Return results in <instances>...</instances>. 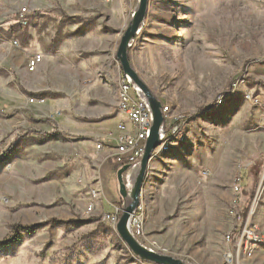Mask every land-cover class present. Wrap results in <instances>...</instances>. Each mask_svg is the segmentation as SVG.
I'll return each instance as SVG.
<instances>
[{
    "label": "rangeland",
    "instance_id": "rangeland-1",
    "mask_svg": "<svg viewBox=\"0 0 264 264\" xmlns=\"http://www.w3.org/2000/svg\"><path fill=\"white\" fill-rule=\"evenodd\" d=\"M138 4L0 0V242L14 226L27 228L16 244L0 247V264H146L105 220H119L130 203L117 175L101 188L100 165L112 160L97 154L94 136L75 130L116 110L117 48ZM24 8L26 27L17 21ZM97 26L111 35V63L96 39L78 40ZM33 55L43 60L31 72ZM129 57L162 105L185 117L188 135L181 157L151 161L143 227L132 232L157 253L220 264L235 227L238 179L240 214L264 236V0H149ZM93 187L100 196L89 212ZM235 264H264V241Z\"/></svg>",
    "mask_w": 264,
    "mask_h": 264
},
{
    "label": "built area",
    "instance_id": "built-area-1",
    "mask_svg": "<svg viewBox=\"0 0 264 264\" xmlns=\"http://www.w3.org/2000/svg\"><path fill=\"white\" fill-rule=\"evenodd\" d=\"M111 0H108V2ZM18 23L23 27L29 25L28 11L26 8L21 9L18 15ZM41 55H33L28 60V69L34 72L42 62ZM118 112L123 117L119 122L116 130L108 136H97L94 138L95 149L98 153H108L112 163L117 168L122 169L129 166V170L124 175L126 184L133 180L132 174L137 172L140 161L145 151L146 142L150 135L153 124V118L150 106L134 82L127 76L122 75L118 83ZM31 104H44L43 99H30ZM164 116V125L160 133V144L153 152V159L168 153L171 148L185 145L188 141L186 136L185 117L175 118L168 107L162 108ZM234 192L238 197L234 200L230 216L234 218L235 227L233 232L226 237L229 249L223 256L220 264H235L238 257L244 254L246 257L253 255L254 249L262 244L264 236L259 228L249 222L240 214L244 200L241 198L242 186L238 179L234 185ZM92 202L89 205V212L96 208L97 198L100 196V189L93 187L89 192ZM143 207L140 203L137 211L131 219V229L136 228L138 231L143 227ZM249 215L253 214V208L249 210ZM107 222L116 225L118 223V214L109 215L105 219Z\"/></svg>",
    "mask_w": 264,
    "mask_h": 264
},
{
    "label": "water",
    "instance_id": "water-1",
    "mask_svg": "<svg viewBox=\"0 0 264 264\" xmlns=\"http://www.w3.org/2000/svg\"><path fill=\"white\" fill-rule=\"evenodd\" d=\"M149 0H139L138 8L132 16V20L126 31L122 35L116 53L124 76L129 77L145 96L152 113L153 124L150 130L149 138L135 180L129 185L124 180V175L129 170V166H124L117 171V180L119 193L123 200H130V203L124 208L116 224V232L122 242L127 246L133 256L146 264H188L181 259L172 256L157 253L142 245L134 236L131 229L132 216L137 211L141 203V192L146 182L149 165L153 159V152L160 144V133L164 125V116L162 112V103L154 96L146 84L141 80L137 72L131 65L129 50L132 47L135 37L140 33L146 20Z\"/></svg>",
    "mask_w": 264,
    "mask_h": 264
},
{
    "label": "crops",
    "instance_id": "crops-1",
    "mask_svg": "<svg viewBox=\"0 0 264 264\" xmlns=\"http://www.w3.org/2000/svg\"><path fill=\"white\" fill-rule=\"evenodd\" d=\"M28 16H30L29 13H28ZM96 29H97V31H95V30L93 31V29H92L91 31L87 32L85 35L79 36L78 40H81V39L91 40L92 38L96 39L95 41H96V44H99L100 53L104 55V58L108 57V61L111 63V61H110V59L112 58L111 57V53H112V39H111V35L110 34L107 35L106 32L101 33L102 31H100L99 26H97ZM107 40H108V43H107ZM81 47L83 49H85V51H89L90 50V49L87 48V46H84V44H82ZM86 48H87V50H86ZM107 53H108V56H107ZM105 66H106V64H105ZM108 69L111 70V64L108 66ZM122 75H123V73H122V69H121L120 72H119V76L116 74L117 83H119V79H120V77ZM105 115L106 116H104V118L107 119V120H105L103 123H99V124L97 123L93 127H89L88 126L87 128H83V129L76 128L75 130L79 131L81 133L88 132L89 136H94L93 138H95L97 136H100V135L101 136H108L110 133H112V132H114L116 130V127L119 124V122L123 120V117L120 118V120L117 122L116 127L114 128L113 131L111 130V132H107V131L104 132V130L109 129L110 120H114V119H117L118 117H120L119 112H118V103H117L116 110L109 111ZM94 128H95V130H94ZM85 134H87V133H85ZM94 134L97 135V136H95ZM187 145H188V143L185 144V145H182V146L174 147L168 153H165V154L161 155L160 157H158V159H161L163 156L164 157H174V156L181 157L180 155L184 154L183 151H185V149H186L185 146H187ZM94 153H95V151H94ZM97 154L98 155H102V154H100L98 152H97ZM98 158H99L98 161L100 162L101 157H98ZM155 159L156 158H154L152 160H155ZM106 162L107 161H105V163L100 165V166H102V168L99 171V173H100L99 177H101V180H102V182H101V180L99 182L101 184V188H102L103 192H104V189H103L102 183L104 184L105 178L107 180L111 181L112 177L117 175V173L115 172V171H117V168L113 164H111L110 162H108L107 164H106ZM98 165H99V163H98Z\"/></svg>",
    "mask_w": 264,
    "mask_h": 264
},
{
    "label": "trees",
    "instance_id": "trees-1",
    "mask_svg": "<svg viewBox=\"0 0 264 264\" xmlns=\"http://www.w3.org/2000/svg\"><path fill=\"white\" fill-rule=\"evenodd\" d=\"M4 158H5V157H3V159H4ZM1 161H2V160H0V162H1ZM21 228H22L23 230H26V229H27V228H25V227H23V226H21V225L14 226V227H13V230H14L16 233L14 234L13 237L8 238V239H6V240L3 241V242H0V247L6 248V247H10V246L16 244L17 241H18V233H19V231H20Z\"/></svg>",
    "mask_w": 264,
    "mask_h": 264
}]
</instances>
